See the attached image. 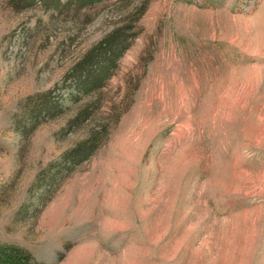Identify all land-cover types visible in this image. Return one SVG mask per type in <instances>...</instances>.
Listing matches in <instances>:
<instances>
[{"label":"rangeland","instance_id":"obj_1","mask_svg":"<svg viewBox=\"0 0 264 264\" xmlns=\"http://www.w3.org/2000/svg\"><path fill=\"white\" fill-rule=\"evenodd\" d=\"M65 1L0 0V243L264 264V0ZM110 36L125 49L88 77Z\"/></svg>","mask_w":264,"mask_h":264},{"label":"trees","instance_id":"obj_2","mask_svg":"<svg viewBox=\"0 0 264 264\" xmlns=\"http://www.w3.org/2000/svg\"><path fill=\"white\" fill-rule=\"evenodd\" d=\"M102 1L105 0H66L65 3L74 2L77 4H81V6H89ZM126 41H128L127 36L122 38L120 42L110 36V38L106 39V41L104 42L106 48L102 47V49L99 50L94 49L91 52V56L89 57L87 62L88 77L94 74L103 75V73L106 70H110L111 68H113L117 57L121 55V53L126 47L125 45ZM106 65H109L108 68H105ZM101 75L97 77V80L95 78V82L93 83L95 89L100 88L104 85V82L102 81L103 78ZM80 81H83V79H81ZM61 103H62L61 100H57V101L51 100L50 102L49 101L47 102V106L53 104V107H55L56 105L57 106L62 105ZM47 111H48L47 114H49L50 111L49 110ZM85 115L89 117L88 112H86ZM90 148L91 146L89 147V149ZM88 152L89 150L86 149V151L82 152L81 155L87 156ZM0 264H42V263L37 261L36 258L28 250H26L21 246L0 243Z\"/></svg>","mask_w":264,"mask_h":264}]
</instances>
